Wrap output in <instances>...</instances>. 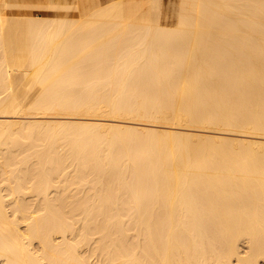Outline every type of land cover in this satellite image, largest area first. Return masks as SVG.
<instances>
[{"label":"bare ground","instance_id":"6f19581e","mask_svg":"<svg viewBox=\"0 0 264 264\" xmlns=\"http://www.w3.org/2000/svg\"><path fill=\"white\" fill-rule=\"evenodd\" d=\"M0 264H264V0H0Z\"/></svg>","mask_w":264,"mask_h":264},{"label":"rangeland","instance_id":"374dc122","mask_svg":"<svg viewBox=\"0 0 264 264\" xmlns=\"http://www.w3.org/2000/svg\"><path fill=\"white\" fill-rule=\"evenodd\" d=\"M164 1H165V3L167 4V6L170 5V4L172 3V1H173V2H176V0H164ZM14 9L17 10V9H19V8H18V7H14ZM36 10H39V9H36ZM36 10H35L36 13H39V12H40V11H36ZM61 11H63V10H61ZM69 12H70V13H73L72 10H69ZM173 20H174V21H173ZM169 21H170V23L173 24L174 22H176V18L174 17V18L170 19ZM189 132H190V133H196V134H197V133H200L198 130H194V129L190 130Z\"/></svg>","mask_w":264,"mask_h":264}]
</instances>
